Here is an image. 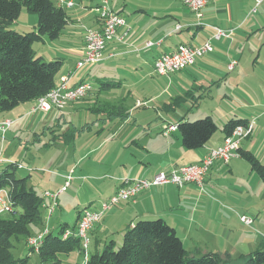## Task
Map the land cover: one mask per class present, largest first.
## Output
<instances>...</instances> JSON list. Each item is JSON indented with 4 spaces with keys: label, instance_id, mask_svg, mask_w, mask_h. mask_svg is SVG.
I'll list each match as a JSON object with an SVG mask.
<instances>
[{
    "label": "crops",
    "instance_id": "crops-1",
    "mask_svg": "<svg viewBox=\"0 0 264 264\" xmlns=\"http://www.w3.org/2000/svg\"><path fill=\"white\" fill-rule=\"evenodd\" d=\"M66 1L72 3L71 7L63 8L68 24L57 39L65 34L64 38L70 40L81 59L85 29H97L100 25L96 17L92 23L81 26L80 21L94 13L98 0ZM108 1L125 25L117 29L116 39L105 46L101 61L90 65L92 74L89 71L77 80L84 66L79 69L74 66L70 71L66 61L47 50L45 37L33 48L44 60L61 63L55 85L69 73H72L69 80L73 79L72 83L68 80L69 87L80 83L89 85L80 101L61 112L50 111L55 123L66 121V116L74 123L53 125V128L32 126L28 131L36 128L25 139L15 135L7 141L3 137L17 121L31 118L29 110L34 102L0 112V119L14 121L1 136L0 151L7 142L11 150L5 159L24 166L10 158L15 148L20 141L27 145L30 140L40 143L43 138L42 148L48 155L35 157L25 147L22 158L30 165L25 168L31 171H17L26 173L21 177L27 178V187L35 192L42 184L51 189L56 187L57 193L65 177L71 174L69 188H74V197L69 195L67 201L74 207L70 225L75 226L82 209L98 210L100 203L112 196L123 180L150 179L158 172L168 173L180 166L198 164L209 148L222 144L223 127L228 121L252 123V133L241 142L238 156L228 163L216 161L210 168L203 192L192 184L181 188L168 184L142 191L132 201L104 212L100 222L89 232L88 252L99 253L110 241L120 245L129 226L139 220L154 219H162L173 227L186 251L193 256L206 252L228 253L235 260L256 251L264 246V183L239 152H250L264 165V2L255 7L254 0H207L206 6L195 14L179 0ZM177 25L181 29L176 31ZM211 27L232 30L233 35L228 39L211 40ZM78 28L81 31L76 33ZM207 40L213 51L199 57L192 66L167 77L154 74V62L161 55L172 53L181 44L199 46ZM148 42L154 45L146 47ZM232 62L236 65L229 70ZM148 81L156 88L154 94L143 91L141 84ZM103 83L119 86L102 90ZM178 97L186 98L183 104L174 110L165 107ZM149 104L151 107H146ZM94 107H99V113ZM136 110H141L142 116L133 119ZM206 116L218 128L199 149L184 148L177 131L163 135L165 126H177L180 121ZM131 120L133 125H128ZM69 156L76 157L78 162L71 161ZM37 161L54 165L56 174L49 170L39 172ZM32 170L47 176L38 175V180ZM67 192L68 188L59 194L54 211H60L57 221L61 226H69L59 202V197ZM48 202L43 199L45 205ZM241 215L253 218L250 227L240 223ZM48 223L44 221L43 228L51 230ZM33 229L35 233L40 232ZM78 254L82 259V254Z\"/></svg>",
    "mask_w": 264,
    "mask_h": 264
},
{
    "label": "trees",
    "instance_id": "trees-1",
    "mask_svg": "<svg viewBox=\"0 0 264 264\" xmlns=\"http://www.w3.org/2000/svg\"><path fill=\"white\" fill-rule=\"evenodd\" d=\"M22 7L37 17L33 31L10 29ZM63 8L52 0H0V112L35 102L55 86L61 63L44 60L35 53L33 45L41 43L44 37L50 41L59 37L68 24ZM118 86L117 83H103L101 89ZM185 99L175 98L165 107L174 110ZM245 124L237 120L228 121L223 127L224 137L229 136L236 126ZM217 128L214 121L206 116L194 121H180L176 131L184 148L196 150L210 140ZM239 155L264 183V165L250 152H239ZM17 170L15 162L0 166V191L7 193L14 210L6 218L0 215V264L28 263V256H14L15 243H23L30 253L36 252L37 264H62L64 256L74 250L80 252V242L73 233L63 238L65 231H73L74 226L59 225L56 233L44 229L45 220L41 214L43 198L27 187V178L18 177ZM17 208L19 213L15 211ZM33 228L44 233L37 248L27 246V240L40 233H35ZM85 264H264V246L235 260L228 253L206 252L193 256L184 248L176 230L164 220H139L124 231L120 245L108 242L101 252L88 253Z\"/></svg>",
    "mask_w": 264,
    "mask_h": 264
},
{
    "label": "built area",
    "instance_id": "built-area-1",
    "mask_svg": "<svg viewBox=\"0 0 264 264\" xmlns=\"http://www.w3.org/2000/svg\"><path fill=\"white\" fill-rule=\"evenodd\" d=\"M179 1L185 8L195 14H199L207 3V0ZM56 2L58 7L72 6V3L66 0H56ZM254 2L255 7H257L264 2V0H254ZM93 12L95 13L100 26L98 29H85L83 57L76 62V69L100 62L105 46L112 40L116 39L117 29L125 25L124 19L111 9L108 0H98L97 5L93 7ZM180 29L181 26L179 25L175 27L176 31ZM211 29L213 31L211 40L214 41H219L224 38L228 39L233 35L232 30H224L218 27H211ZM152 45H154L152 42L146 43V47H151ZM212 51L213 48L210 40L205 41L199 46L178 45L172 53L161 55L155 60L153 72L157 76L167 77L171 74L187 69L192 66L199 57L211 53ZM235 65L236 63L232 62L229 65V70H232ZM71 76L72 73H69L46 95L38 98L33 106H31L29 113H48L52 110L61 112L65 107L80 101L88 91L89 85L86 83H80L69 87L67 83ZM13 123L14 121L11 119H0V135L2 137L10 129ZM176 130L177 126L175 125L165 126L163 128V135L167 136L170 132H175ZM251 133L252 123L238 125L233 129L229 136L224 137L220 146L209 148L198 164L180 166L168 173L158 172L150 179L123 180L117 191L100 203V208L98 210L89 208L82 209L78 215L73 231H65L63 238L66 239L71 233H73L80 242V253L86 262L89 253V232L100 222L104 212L122 203L132 201L139 193L152 187L171 184L177 188H181L185 185L192 184L203 192L205 178L213 164L216 161L228 163L231 159L237 157L241 142L248 138ZM6 163H11V161L2 159L0 156V166H3ZM16 167L17 169L31 171V169H26L22 165L16 164ZM71 180L72 176L69 174L65 177V182L57 193H43L42 198L49 201L46 205L42 203L46 209L47 217H50L54 209L57 208L58 196L67 190ZM12 206L13 205L10 202L7 193L4 190H1L0 215H11L14 212ZM239 221L244 226L250 227L253 223V218L241 215L239 216ZM43 234V232H40L39 234L30 237L27 240V246L37 248Z\"/></svg>",
    "mask_w": 264,
    "mask_h": 264
},
{
    "label": "rangeland",
    "instance_id": "rangeland-1",
    "mask_svg": "<svg viewBox=\"0 0 264 264\" xmlns=\"http://www.w3.org/2000/svg\"><path fill=\"white\" fill-rule=\"evenodd\" d=\"M75 1H77V0H75ZM65 9H67V8H65ZM93 14L88 16V17H86L85 20H81L80 21V26L86 24L87 22L88 23H92V20L95 19V17H96L95 13H93ZM33 21H35V23H32ZM36 23H37L36 15L29 14L27 12L26 8L22 7L18 18L14 21L13 25L10 26V29L14 30V31H17V32H29V31H33L34 30L32 28H33V26L36 25ZM79 31H81V28H78L76 33H78ZM64 35L65 34H63V38L61 37V38H59L57 40H54V41H50V40L47 39L46 40V42H47L46 45L48 47L47 50L49 52H52V53L55 52L56 54H53V55L62 58L64 60V62L66 61L68 63L67 65L69 67V70L73 71L74 70L73 68H74L76 62L81 60L82 58L78 59V57H77L78 55H77V53H75L72 43L70 42L69 39L64 38L65 37ZM71 37L74 38L73 40H75L76 43L78 42L76 40L75 35H72ZM36 45L37 44H34L33 48H35ZM38 49H40V47H38ZM91 69H92V66H90V65L84 66V68L81 69L78 72V74H77V78L78 79L77 80H79L87 72L91 71ZM91 74H92V71H91ZM72 81H73V79L69 80L70 83H72ZM141 85L144 88L143 91H145L146 94H154V91H155L156 88H155L154 85L151 84L150 81L143 82ZM151 96H154V95H150L149 97H151ZM139 99L142 100V96H140ZM155 103H157V100L153 101V104H155ZM146 107L150 108L151 105L149 104ZM98 108L99 107H97V108L94 107V111L98 112ZM52 112L54 113L55 111H52ZM52 112H49V113L36 112L34 114L29 115L31 118H27V119L24 118L23 120L17 121L16 125L11 127L10 131L3 137V139L8 141L10 139H14V137L16 135V136H19L21 140H23L27 136L31 135L32 132L34 131V129L36 128V127H34L30 131H28L32 126H37V128H40L41 125H48V126H52V128H53V125H72L74 123V121H72L71 118L67 117V116L65 117L66 121H60L58 123H55V118H54ZM140 112H141V110L134 111L133 119L141 117L142 115H141ZM15 114H16V112H15ZM17 120H19V119H17ZM133 123H134L133 120H131V121L128 122V125H133ZM136 123H137V121H136ZM134 125H136V124H134ZM48 129L46 130L47 132L45 133L46 136L49 135ZM14 132H15V134H14ZM0 139H1V135H0ZM15 143H17V142H14V144ZM44 143H45V141H44L43 138H41L40 143L37 142V141L36 142H32V140H30L27 145H25V143H23V145H22V143L20 141V145H18L15 148L16 152L13 155H11L10 158H14L15 161H17L18 163L24 164L23 167L30 166L27 162H25V159L22 158V154L24 153V148L27 147L30 150V155H34L35 157H36V155H39V158H40L42 155H45V154L48 155V153L45 151V149L42 148L44 146ZM9 150H11V149L8 148V143L6 142L5 145L3 146V151L2 152L0 151V156H1L2 159H5L6 155L9 154ZM26 151H28V150H26ZM37 159H38V157H37ZM70 159H71V161H74V160L77 161L76 157H73V159H72V157H70ZM76 161H74V162H76ZM35 165L37 166V169H39L38 170L39 172L43 171L44 173H46V171L49 170V171H52L54 174H56L55 173L56 170H57L56 167L54 165L49 166L48 163H45V161H42L40 164H38V161H37V162H35ZM35 170L34 171L32 170V172L34 173L36 179L40 180L38 178V175H42V176H45V177L47 176L46 174H40L38 172H35ZM17 175H18V177L26 176V173L24 171H17ZM55 188L56 187H53V189H51V187L49 185L47 187H44L42 184H39L38 189H36V193L38 195H40V196L43 195V193H44L43 191L44 190L51 191V192L55 193L56 192L54 190ZM73 189H74L73 187H71V188L68 187V192L59 197V202L62 203V206H63V207L61 206V208H62L61 211L63 210V212H64L63 216H65L69 226H71L70 224L73 223V214H75V211H74L73 205H71L67 201V197L69 195L74 197V190ZM15 211L17 213H19L20 210H19V208H17V209H15ZM59 212L60 211L57 210L53 214L52 219L48 223L47 219H46L47 213L44 210V208L41 209L42 216H43L45 222L48 223L49 228L52 230L53 233H56L58 228H59V222L57 221L58 218H59V215H60ZM6 217H8V215L4 214L2 218H6ZM15 245H16L15 249L13 250L14 256H16V257H18V256H20V257L28 256V263L27 264H37V254H36V252L30 253L31 251L29 249H27L23 245V243L22 244L15 243ZM78 252L79 251L74 250V251L70 252L67 256H64L62 264H85V260L82 257V259H83V262H82V259L79 256Z\"/></svg>",
    "mask_w": 264,
    "mask_h": 264
}]
</instances>
